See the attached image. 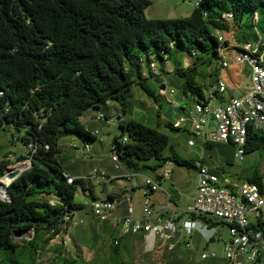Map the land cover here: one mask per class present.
<instances>
[{
	"label": "trees",
	"instance_id": "trees-1",
	"mask_svg": "<svg viewBox=\"0 0 264 264\" xmlns=\"http://www.w3.org/2000/svg\"><path fill=\"white\" fill-rule=\"evenodd\" d=\"M149 6V0H0V131L20 141L27 156L19 159L31 163L5 186L9 199H0V262L5 255L12 262L20 250L35 251L39 242L56 238L63 217L83 211V205L74 203L78 188L90 201L97 200L82 178L68 183L71 177L57 162L60 139L77 136L83 146L94 142L95 137L81 123L84 113L98 112L106 121L110 102L125 112L133 85L157 104L164 97L144 88L142 70L157 78L168 76L169 66L181 79L183 105L205 102L217 78L214 85H206L208 75L201 68L212 59L220 60L216 32L224 38L225 33L239 30L248 11L251 23L264 34V0H200L188 17L167 20L147 19L144 12ZM235 40L236 44L247 42L243 34ZM223 43L229 45L225 38ZM180 53L192 60L186 69L175 63ZM151 63L159 71L155 77L149 71ZM183 105L179 109L185 114ZM162 126L180 130L172 123ZM118 127L113 151L124 159L128 171H155L166 162L194 168L191 161L163 154L168 138L159 124L152 128L130 119ZM252 140L246 154L264 151V138ZM151 160L154 166H140ZM9 163L0 161V178ZM246 181L259 185L261 176ZM190 219L208 228L219 222L193 214ZM30 232L31 239L20 238L21 245L15 243L17 235L29 236ZM120 249L119 240L111 245V260L126 264Z\"/></svg>",
	"mask_w": 264,
	"mask_h": 264
},
{
	"label": "rangeland",
	"instance_id": "rangeland-1",
	"mask_svg": "<svg viewBox=\"0 0 264 264\" xmlns=\"http://www.w3.org/2000/svg\"><path fill=\"white\" fill-rule=\"evenodd\" d=\"M199 1L200 0H149L150 6L147 7L144 12L145 17L147 19L162 20L185 18L191 14L193 8ZM251 17L252 13L246 11L243 17L242 27L239 30L236 29L233 32L224 34V38L229 46H235V37L242 34L245 36V40L251 43L256 42L253 40L254 36H257L258 40L261 39L264 41V34H262L260 29L251 23ZM226 53L228 58H231L234 55L231 51H227ZM175 61L176 64L177 62L179 63V66L182 69H186L192 63V60L184 53L178 54ZM172 69L173 67L169 66L167 68L169 75L166 76L160 74L157 78L149 77L147 71L143 69L142 72L146 79V81L143 82L145 89L150 92H157L161 85H165L166 91H172L173 94L168 99L160 100L155 104L152 98H150L140 86L133 85L127 98L128 105L125 108L124 114L121 109L118 114L113 113V108H111L112 115L108 116L107 122L95 121L97 124L93 127V130H97L98 134L95 136L94 142L89 143V151H83L82 142L77 136L64 137L58 141L56 147L57 162L61 165L63 171L68 174H80V178L83 179L85 186L92 189L98 199H102L104 195L113 188V184L105 182V179L103 180V183H97L93 180L86 179V177L93 169L99 171L103 170L106 173H109L110 167L113 164L110 160L111 155H116L113 151V141L118 137L120 132L118 127L119 120L128 121L133 119L152 128H155L156 124H159L160 132L165 134L168 138V146L163 152L165 156H171L174 154L179 158L191 162H193V159L200 157L199 160L202 163L203 160L201 157L207 160L209 159V156L206 157L205 150H203L200 145V139H197L192 147L187 145L190 139V136L187 133L189 132L188 122H184L180 130L177 132L171 131L162 126L163 123L173 124L177 119L184 116V113L179 109L183 105V101L178 100L180 97L179 85L181 79L173 73ZM201 71L208 75L206 85H214V78L218 79L221 77L226 83L228 89L234 91L235 94H240V89L245 88L249 81L247 70L239 74L237 68L233 64L229 69L222 70L220 69V60L218 59H212L210 64L201 68ZM224 95L229 97V92L226 91ZM212 104H214V101ZM184 105L189 106L188 104ZM87 118L89 117H83V122L86 121ZM213 127L214 126L211 124L210 128ZM89 132L91 134L93 133L92 130H89ZM118 140L120 142L121 138ZM0 147V161L9 160L10 163L7 168L12 170V172H15L14 170L18 168H21L19 172L26 171L29 168V160L19 159V157L26 158L27 156V150L23 148L20 141H12L10 134L0 131ZM213 150L216 152L215 154L217 157L221 156V153L216 146L213 147ZM233 152L235 153V151ZM215 158L216 157H214V160ZM224 158H226V162L230 163L232 166V168L231 166H228V168L231 171L229 173L231 175L230 180L234 185H240L242 181L248 177L260 175L262 168H264V151H255L246 154L242 161L233 158L230 154ZM196 161H194L193 164ZM155 164L156 162L151 160L140 163V166L146 165L152 167ZM170 167L177 170L181 188L185 194L181 197L180 203H177L175 206L167 200L162 192V190L165 191L168 184L166 179H159L160 182L162 181L161 191L152 193L153 196L150 195L145 188V179L149 178L157 182L155 176H161L165 171H168L171 174ZM177 167L172 162H166L165 164H161L155 171L150 169H144L140 173L128 171V174L136 175L133 176L130 181H125L124 183V187L128 191H132L131 186H134V194L129 195L132 197V200L128 202V206L132 208V217L134 219L139 218L141 215L142 205L145 198H147L144 197L145 194L147 196L149 195L148 201L151 204L154 203V209L156 211L165 208L167 204L170 205V212L174 209H178L176 214L179 219L175 220L177 226H181L183 221L191 220L190 214L188 213L192 206V202L190 201L191 196L189 194L193 187L196 186L197 172L195 168ZM138 184L140 186H137ZM229 190L231 189L229 188ZM74 203L79 205L89 204L90 199L87 197V194H84L80 188H78L74 196ZM80 219L82 220V224L71 229L69 233L71 241L68 246L62 244V237H57L50 241L44 240L37 244L35 251L29 252L26 250H20L21 252L18 256H12V262H7L8 255H5L3 262L1 260L0 264H115L114 261L112 262L110 256L112 240L108 239L105 243H103L102 240L93 241L85 239L78 241L72 236L71 232L73 233L75 230L88 225L89 218L85 212L80 211L75 214L74 220L78 221ZM195 222L196 230L189 238L188 236L184 237L182 232L178 233L180 238H184L189 243L188 247L184 246L183 242H179L175 246L174 250L176 247L178 248L180 254L179 258L183 259L185 264H226L224 261L223 245L224 242L229 239V228L221 222H218L215 227L209 228L200 220H196ZM31 234L32 233L30 232L29 236H25V239H31ZM19 239L20 238H15L14 241L21 245ZM211 239L214 240L213 243L210 242ZM158 241L162 242L160 239ZM161 248L164 251H167L166 244ZM127 249L128 248L123 251L121 250L120 258L127 261L128 264H140L129 262V254L131 251L129 250L128 252L126 251ZM159 250L160 249H152L151 252L156 253ZM211 253L216 255L214 259H201L202 254L210 255ZM171 257L172 256L161 258L162 264L166 263L167 260L170 261Z\"/></svg>",
	"mask_w": 264,
	"mask_h": 264
},
{
	"label": "built area",
	"instance_id": "built-area-1",
	"mask_svg": "<svg viewBox=\"0 0 264 264\" xmlns=\"http://www.w3.org/2000/svg\"><path fill=\"white\" fill-rule=\"evenodd\" d=\"M216 37L220 43L218 51L220 69L227 70L233 64L239 74L247 70L248 84L240 89V94H235L219 77L213 91L205 97V102L192 104L185 111L184 116L172 125L173 128L180 129L184 122H188L189 147H192L197 139L201 140L202 145L230 143L235 151L234 157L242 161L246 155L248 142L253 141L254 137L264 138V48H262L264 41L260 39L255 43L247 41L235 46H225L220 32H216ZM227 51H231L234 55L228 58ZM149 71L154 77L159 74L157 66L152 63ZM226 91L229 92V98L222 101ZM157 94L168 99L173 92H167L163 87L157 91ZM213 101L216 104H212ZM94 121L105 120L102 114H97ZM211 124L213 128H210ZM97 134L98 131L94 130L91 136L95 137ZM122 142H126V139ZM27 149L32 150V146L28 145ZM83 151H89V146H83ZM110 160L114 164V169L120 167L117 155H111ZM194 168L197 172V181L191 201L192 206L188 213L207 219L216 218L229 228V239L223 245L226 264H264V168L260 174L259 185L243 181L236 188V192L229 190L220 177L210 172L200 160L194 163ZM133 176L136 175L128 174L124 177L131 179ZM169 177L168 171L159 176L160 179ZM106 178L108 177L105 171L96 169L86 177L97 183ZM67 182L71 183L72 178H68ZM145 188L149 193L160 189L158 183L149 178L145 179ZM50 204L54 205V202L51 201ZM83 207V212L89 213L99 222L112 219L116 223L119 228L116 237L112 239L113 245L127 234H144L160 239L166 244V250L172 252L179 242H183L186 247L189 246L187 240L180 238L179 232L189 238L196 230V222L192 220L183 221L181 226H177L174 214L172 220L162 219L148 198H145L139 219L132 217L133 211L130 206L126 207L124 215L115 216L114 201L95 200L84 204ZM76 213L65 215L59 226L57 237L63 238L64 246L70 244L71 229L82 224L81 219L74 220ZM215 257L214 253L201 255V259Z\"/></svg>",
	"mask_w": 264,
	"mask_h": 264
},
{
	"label": "crops",
	"instance_id": "crops-1",
	"mask_svg": "<svg viewBox=\"0 0 264 264\" xmlns=\"http://www.w3.org/2000/svg\"><path fill=\"white\" fill-rule=\"evenodd\" d=\"M163 87L166 88L165 85H161L159 89H163ZM228 98L229 97H226L224 95L222 97V101H225ZM178 100H181L180 97ZM214 104H216V102H214ZM183 106L186 109L190 108V106H185V105H183ZM106 108H107V111H106L107 116L112 115L111 108H113V113H117V114L120 110V107L116 103H112V102L107 103ZM97 114H98V112H94V111H89L87 113H84L80 118L81 123L88 130L94 131L93 127H95L97 123L93 120ZM123 114H124V112H123ZM85 116H88L89 118H87L86 121L83 122L82 119ZM123 121L124 120H119V122H123ZM106 122H107V120H106ZM176 132H177V130H176ZM200 145H201L202 149L205 150L206 157L209 156L208 160L201 157V159L203 160V164L209 169L210 172L219 176L221 181L223 182V184H225L228 188H230L231 190L236 192V188L239 185L232 184V181L230 180L231 175L229 174L231 171L228 168V166H231V164L227 163L226 158H224V157L228 156L229 154L232 155L233 158H235L234 152H233L234 148L229 144L209 145L210 147L208 149L205 148L206 145H202L201 143H200ZM215 146L218 148V151L221 153L220 157H217L215 154L216 152L213 150V147H215ZM214 157H216L215 160H214ZM199 159H200V157L195 158V159H193V162L196 160H199ZM231 168H232V166H231ZM169 169L171 171V174H170V177L168 179H166V181H168V184H167L165 191L162 190V192L166 196L167 200L175 206V205H177V203H180L181 197L185 194L181 188V184H180V180L178 178L177 170L173 169V167H170ZM68 175L71 178H80L81 177L80 174H68ZM127 175H128V170L125 168V166L123 164H121V166L118 169H114V164H112L110 167L109 173H107L108 178L105 179V182L113 184V188H111L110 191L108 193H106L102 199H98L97 196L94 194L93 190L90 189L92 191L94 197L97 200L104 201V200H107L108 197H114L113 200H109V201H114L116 203V208L114 210L115 216H122L125 214L126 207L128 206V202H130L132 200V197L129 195L134 194V191H133L134 186H131L132 191H128L124 187L125 181L127 182V181L131 180V179H126V177H124ZM249 178H251V177H248L243 181H246ZM155 179L158 182L160 178H159V176H155ZM101 182L103 183V181H101ZM158 183H159L160 189L157 191H161L162 181L161 182L159 181ZM137 186H140V185L138 184ZM194 190H195V186L193 187V189L191 190V192L189 194L191 196L190 201H192ZM152 193H154V192H152ZM152 193H149V194L153 196ZM144 197L148 198L149 195L147 196L144 194ZM152 206L154 207V203H152ZM169 209H170V205L167 204L165 206V208L158 210L160 217L164 220H172L173 219L172 216L174 214L175 220H178L179 219L178 215L175 214V212L177 213L178 209H174L172 212H170ZM86 215L89 218L88 225L84 226L82 228H79L78 230H75L73 233L71 232L72 236L76 240H78V241L85 240V239L86 240L87 239L93 240V241L102 240V242L105 243V241H108V239L112 240L116 237V234H117L119 227L116 225V223L112 219H108L105 222H99L95 217H93L89 213H86ZM139 218H137V219H139ZM158 240L159 239H155L152 236H147L144 234H137V235L127 234V235H125L119 239V242L121 245L120 253H121V250L123 251L126 248H128L126 251H128V252H129V250L131 251L129 254L130 255L129 262H131V263L162 264L161 258H163V257L167 258V257L172 256L170 261L167 260L166 263H163V264H185L183 259L179 258L180 254L178 252L177 247L171 253L164 251L161 248L164 246V243H162ZM213 242H214V240H213ZM152 249H157V250L160 249V250L157 251L156 253H153V252H151ZM123 261L126 264H128L127 261H125V260H123Z\"/></svg>",
	"mask_w": 264,
	"mask_h": 264
},
{
	"label": "water",
	"instance_id": "water-1",
	"mask_svg": "<svg viewBox=\"0 0 264 264\" xmlns=\"http://www.w3.org/2000/svg\"><path fill=\"white\" fill-rule=\"evenodd\" d=\"M119 162H120V164H122V163H124V159H119ZM29 164H31L30 163V161H29ZM30 167V166H29ZM25 171V170H24ZM24 171H20V172H11L10 171V169L9 168H6V170H5V172H4V174H3V176H5V175H7L8 176V178H10V183L13 181V180H15L22 172H24ZM2 178V177H1ZM0 178V179H1ZM8 187V186H7ZM7 187H3L2 186V184H1V182H0V189H4V196H2V197H0L1 199H9V193L7 192ZM214 222H216L217 221V219L216 218H213L212 219ZM16 238H25V236H19V235H17L16 236ZM210 242L212 243L213 242V239H211L210 240Z\"/></svg>",
	"mask_w": 264,
	"mask_h": 264
},
{
	"label": "bare ground",
	"instance_id": "bare-ground-1",
	"mask_svg": "<svg viewBox=\"0 0 264 264\" xmlns=\"http://www.w3.org/2000/svg\"><path fill=\"white\" fill-rule=\"evenodd\" d=\"M20 169H21V168H18V169H16V170H14L15 173H16V172H19ZM10 171L12 172V170H10ZM10 181H11V180H10V178H8L7 175L3 176V177L0 179V182H1V184H2L3 187L9 185V184H10ZM2 196H4V189H0V197H2Z\"/></svg>",
	"mask_w": 264,
	"mask_h": 264
}]
</instances>
